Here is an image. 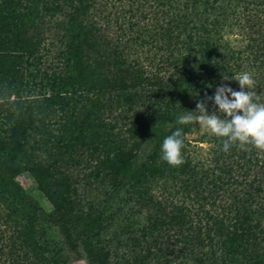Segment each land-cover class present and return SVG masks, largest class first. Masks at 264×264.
Wrapping results in <instances>:
<instances>
[{
	"label": "trees",
	"instance_id": "obj_1",
	"mask_svg": "<svg viewBox=\"0 0 264 264\" xmlns=\"http://www.w3.org/2000/svg\"><path fill=\"white\" fill-rule=\"evenodd\" d=\"M2 2L0 14L9 19L3 42L19 36L5 41L14 52L53 56L39 93L10 113L0 145L6 174L26 172L40 192L61 165L89 169L103 187L124 179L163 215L145 231L148 256L158 264H264V0H17L13 9ZM26 30L36 34L25 38ZM235 30L247 39L243 47L228 37ZM10 61L0 78L19 74L17 59ZM141 79L152 83V94L142 92ZM85 94L93 95L90 103L72 105ZM133 97L132 139L88 153L84 138L103 123L95 122L97 111L124 108ZM211 111L221 123L207 132L211 147L203 156L191 151L188 134L201 124L196 114ZM57 115L62 123L52 119ZM62 208L49 211L67 247L61 260L88 258L86 238L60 217ZM68 212L79 225L102 220L94 208ZM5 240L14 242L5 234L2 246ZM9 259L0 249V264H29ZM51 264L65 263L54 255Z\"/></svg>",
	"mask_w": 264,
	"mask_h": 264
},
{
	"label": "rangeland",
	"instance_id": "obj_2",
	"mask_svg": "<svg viewBox=\"0 0 264 264\" xmlns=\"http://www.w3.org/2000/svg\"><path fill=\"white\" fill-rule=\"evenodd\" d=\"M251 1L249 0V2ZM16 3L17 0H3L1 4L13 9L17 5ZM232 3L235 6L241 5L238 0H232ZM8 22L9 19H6L4 14H0V68L2 66L6 68L12 64L10 60L14 58L18 61L19 74L16 72L17 77L14 80L6 77L0 78V145L6 135L10 133L8 128L11 122V111H16L17 105H21L24 98H32L39 93L40 81L45 82L47 77L51 76L52 70L47 69L46 66L49 63L48 59L53 58L43 51L14 52L15 48L12 44H6L5 41L13 43L19 36L6 38L5 34L6 39L3 42ZM235 31L233 34H228V37L233 45L239 44L240 47H243L246 45L247 39L242 37L239 31ZM35 34L26 30L24 37L30 38ZM81 70L78 73H81ZM65 72L66 69L62 71V74ZM66 78L68 79L69 76ZM23 80L28 83H22ZM139 86L144 94H152L150 90L153 85L150 81L141 79ZM132 91L133 89L129 88V93ZM89 97L93 98V95L86 96L85 94L82 99L78 97L72 102V105L79 106L82 102L90 103ZM133 102L134 97L132 100L124 101L126 103L125 112H123L124 108L117 104H113L106 110L99 107L98 118L95 119V122L101 123L103 119V123L84 138L86 143V147H84L88 149V153L95 146L100 147L98 153H101L102 147H107L109 150L115 149L117 144L128 143L130 138L132 139L130 134L132 118L130 117L131 110L128 107L131 108ZM220 105L221 102L216 103L217 109ZM55 117L52 119H57L60 123L63 122L59 115ZM87 117L95 118L94 114H89ZM195 120H199L201 124L199 127H194L188 134L191 140L189 148L193 153H202L203 156H206L209 146L211 147L207 132L214 131L217 126L220 127V116L217 112L211 111L207 116L202 117V113L198 112ZM204 134H206L205 141H199V137ZM42 154L45 155L44 152ZM5 160L6 155L0 149V214L4 216L0 219V239L2 235L7 234L11 235L14 240V242L5 240L4 246L0 241L3 258H10L11 262L18 259L29 264H41V262L51 264L55 255L65 264H158L157 259H151L148 256L149 236L145 234V231L149 232L150 225L156 223L158 217L163 215L157 210V205L147 202L125 185L124 179L115 181L112 186L103 187L98 177H89V174H86L89 169L83 171L79 167L72 172L67 166L61 165L57 172L50 173L52 175L43 179L42 185L45 190L40 192L26 172H20L12 177L8 176L2 167ZM40 163L48 164L47 161L42 160ZM21 186L34 195L36 202L41 206L40 208L37 209L25 201L21 195ZM161 192L163 191L159 188L154 190L158 198H160ZM177 199H180V194L175 196V200ZM61 202L63 208L60 211V217L76 233L84 235L91 251V256L88 258L78 259L72 263L69 260H61L67 247L65 245L64 248L65 243L60 241L51 219L54 215L49 212ZM75 208L78 211L94 208L99 211L102 220L90 219L79 225L68 212ZM7 215L12 217V223L11 220L8 221L9 225L5 221ZM22 241L30 244H23ZM114 251L116 254L113 257L109 259L105 257L107 252ZM14 252L17 253V256H14ZM38 252L45 258H41Z\"/></svg>",
	"mask_w": 264,
	"mask_h": 264
}]
</instances>
